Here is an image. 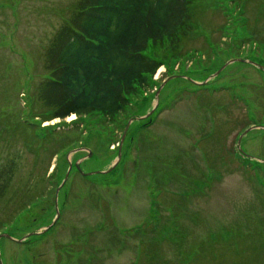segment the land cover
I'll return each mask as SVG.
<instances>
[{
	"label": "rangeland",
	"instance_id": "obj_1",
	"mask_svg": "<svg viewBox=\"0 0 264 264\" xmlns=\"http://www.w3.org/2000/svg\"><path fill=\"white\" fill-rule=\"evenodd\" d=\"M75 1L0 0V111L63 143L23 153L13 188L34 176L45 197L0 229L1 264H264V128L243 134L264 126V0H196L179 55L148 49L163 64L121 112L41 122L44 49Z\"/></svg>",
	"mask_w": 264,
	"mask_h": 264
},
{
	"label": "trees",
	"instance_id": "obj_2",
	"mask_svg": "<svg viewBox=\"0 0 264 264\" xmlns=\"http://www.w3.org/2000/svg\"><path fill=\"white\" fill-rule=\"evenodd\" d=\"M197 7L196 0H76L66 8L68 15L44 49L45 74L33 93L39 109L36 116L44 122L72 114L78 118L98 112L111 117L121 112L127 97L141 92L147 78L163 64L157 54L147 50L166 43L179 55L181 36L197 20ZM229 53L241 58L238 51ZM12 131L20 134L19 147H10L16 141L7 140L11 150L0 149V229L9 227L21 212L45 197L34 176V181L28 178L27 184L13 188L23 153L37 159L42 147L55 144L56 151L50 153L53 157L63 147L61 141H53L54 132L34 140L25 131L23 120L9 121L0 111V143H6L5 137ZM54 172L55 168L48 179Z\"/></svg>",
	"mask_w": 264,
	"mask_h": 264
},
{
	"label": "water",
	"instance_id": "obj_3",
	"mask_svg": "<svg viewBox=\"0 0 264 264\" xmlns=\"http://www.w3.org/2000/svg\"><path fill=\"white\" fill-rule=\"evenodd\" d=\"M238 61H242V62H245L246 60H242V59H237ZM232 61H234V60H231L230 62H232ZM230 62H228V63H230ZM247 62H250V61H247ZM226 65V64H225ZM224 67V66H223ZM158 93V92H157ZM156 93V96L158 95ZM126 128H127V126H126ZM126 128H125V130H124V133L122 134V137H121V140H120V145H119V150H118V160H119V158H120V147H121V144H122V141H123V139H124V136H125V133H126ZM252 128H264V126L263 127H259V126H254V127H251V128H249V129H247V130H245L244 132H243V134H245L246 132H248L250 129H252ZM243 134H241L240 136H239V138H238V140H237V147H238V149L241 151V149H240V141H241V139H242V136H243ZM90 155V154H89ZM116 164V163H115ZM115 164L110 168V169H108L107 171H110L114 166H115ZM75 166H76V168H77V170L79 171V173L81 174V175H83V176H88V175H90L92 172H89V173H84V172H82L81 170H80V168H79V166H78V163H75ZM70 168H71V165L69 166V170H70ZM69 170H68V172L66 173V175H65V178H64V180H63V182H62V184L60 185V187L61 186H63V184L65 183V181H66V179H67V177H68V174H69ZM60 187L57 189V192H58V190L60 189ZM57 208V207H56ZM58 216H59V211L58 210H56V219L53 221V223L52 224H54L55 222H56V220H57V218H58ZM52 224H50L49 226H47L46 228H44L43 230H42V232L43 231H46L47 229H49L50 227H51V225ZM3 237H5V238H9V239H13L11 236H9L8 234H0V238H3ZM14 240V239H13ZM0 264H1V262H0Z\"/></svg>",
	"mask_w": 264,
	"mask_h": 264
}]
</instances>
